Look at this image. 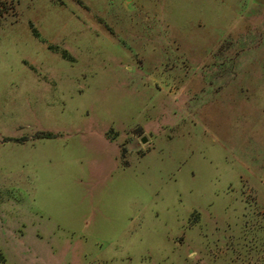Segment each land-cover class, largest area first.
<instances>
[{
	"label": "rangeland",
	"instance_id": "obj_1",
	"mask_svg": "<svg viewBox=\"0 0 264 264\" xmlns=\"http://www.w3.org/2000/svg\"><path fill=\"white\" fill-rule=\"evenodd\" d=\"M0 264H264V0H0Z\"/></svg>",
	"mask_w": 264,
	"mask_h": 264
},
{
	"label": "water",
	"instance_id": "obj_2",
	"mask_svg": "<svg viewBox=\"0 0 264 264\" xmlns=\"http://www.w3.org/2000/svg\"><path fill=\"white\" fill-rule=\"evenodd\" d=\"M142 142L145 143L146 142V139H143Z\"/></svg>",
	"mask_w": 264,
	"mask_h": 264
}]
</instances>
